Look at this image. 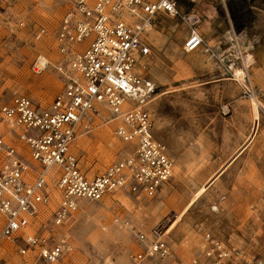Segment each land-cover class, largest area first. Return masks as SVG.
<instances>
[{
    "label": "rangeland",
    "instance_id": "374dc122",
    "mask_svg": "<svg viewBox=\"0 0 264 264\" xmlns=\"http://www.w3.org/2000/svg\"><path fill=\"white\" fill-rule=\"evenodd\" d=\"M176 1L178 14L157 15L146 35L148 76L157 86L149 106L154 136L168 148L173 177L140 201L125 191L81 200L61 226L52 225L58 193L51 184L52 201L37 229L67 238L72 250L61 264H134L136 233L157 226L166 231L168 255L137 264H211L201 251L204 232L230 249L226 264H264V0ZM69 6L68 0H0V107L22 94L47 105L62 90L53 65ZM185 15L198 18L193 27L203 38L192 52L183 49L190 31ZM38 54L51 65L34 73ZM114 130V122L94 120L74 140L71 149L88 175L129 152ZM17 257L16 244L2 241L0 262Z\"/></svg>",
    "mask_w": 264,
    "mask_h": 264
},
{
    "label": "built area",
    "instance_id": "2783aa9c",
    "mask_svg": "<svg viewBox=\"0 0 264 264\" xmlns=\"http://www.w3.org/2000/svg\"><path fill=\"white\" fill-rule=\"evenodd\" d=\"M56 34L60 59L54 69L62 90L43 105L27 95L14 96L0 107V244L17 246L13 264H61L72 250L64 235L31 230L38 214L50 202L48 170L54 171L59 201L52 225L61 226L78 209L79 200L99 202L106 195L125 191L134 200L153 197L173 177L167 146L154 136L150 104L157 86L148 76L152 55L147 32L159 14L176 16V0H68ZM189 26L183 43L192 52L203 42L193 27L195 15H185ZM43 29L37 31L39 39ZM41 54L32 71L41 73ZM114 122V133L129 146L125 157L89 176L71 147L94 120ZM38 224L43 225L41 218ZM53 230V229H52ZM160 226L137 232V264L169 253ZM201 251L211 264H226L231 251L210 232H204ZM0 264H3L0 262ZM175 264H200L196 259Z\"/></svg>",
    "mask_w": 264,
    "mask_h": 264
},
{
    "label": "bare ground",
    "instance_id": "6f19581e",
    "mask_svg": "<svg viewBox=\"0 0 264 264\" xmlns=\"http://www.w3.org/2000/svg\"><path fill=\"white\" fill-rule=\"evenodd\" d=\"M150 30V29H149ZM59 53V52H58ZM41 56H42V58H41V60H40V62H41V70L42 71H44L49 65H51V62L44 56V55H42L41 54ZM55 66V64L53 65V67ZM149 69V68H148ZM104 114V116L106 117V118H108L107 117V115L105 114V112L103 113ZM108 121H111V120H109V119H107ZM112 122V121H111ZM3 123V122H2ZM1 128V127H0ZM48 175H49V177H53V178H51V180H50V183H49V187H50V185L51 184H53L54 183V171H52L51 169H49L48 171ZM102 173V172H101ZM100 174V173H99ZM90 176V175H89ZM93 176V175H92ZM53 187H54V185H53ZM56 190V189H55ZM56 193H57V190H56ZM51 201H52V193H51V191H50V202H49V204L45 207V208H43L42 209V211L38 214V218H37V220L35 221V225H32L31 227H29V228H27L26 230H24L25 232L24 233H30V231L31 230H35L36 228H38V226L40 227L41 226V224L39 225L38 224V220L41 218V220L43 221V214H44V211H45V209L51 204ZM58 201H59V195H58ZM81 200H79V202H80ZM82 201H84V200H82ZM57 204H58V202H57ZM57 206V205H56ZM44 222V221H43ZM0 224L2 225V221H1V219H0ZM1 229V228H0ZM166 232V231H165ZM252 245H254V243L252 242ZM255 247V249H256V247L257 248H259L258 247V245H255L254 246ZM260 249V248H259ZM259 261V260H258ZM56 264V263H55Z\"/></svg>",
    "mask_w": 264,
    "mask_h": 264
},
{
    "label": "crops",
    "instance_id": "0c3cea01",
    "mask_svg": "<svg viewBox=\"0 0 264 264\" xmlns=\"http://www.w3.org/2000/svg\"><path fill=\"white\" fill-rule=\"evenodd\" d=\"M247 56H249V54H248ZM173 171H174V166H173ZM168 229H169V228H168Z\"/></svg>",
    "mask_w": 264,
    "mask_h": 264
}]
</instances>
